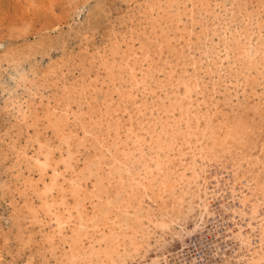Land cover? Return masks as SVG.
<instances>
[{"label": "rangeland", "instance_id": "374dc122", "mask_svg": "<svg viewBox=\"0 0 264 264\" xmlns=\"http://www.w3.org/2000/svg\"><path fill=\"white\" fill-rule=\"evenodd\" d=\"M161 1L163 2L156 10L158 0H0V264H64L60 262L62 250L69 247L66 243L62 246L60 235L53 237L55 222L41 212L39 195L28 180L38 178L29 158L39 156L40 152L50 147L53 157L59 158V134L53 129L50 118L53 120L55 117H63V131L68 133L72 130L76 132L77 138L83 134V130L92 127L90 117L92 122L93 119L97 120L96 109L103 102L104 95L112 92V96L117 97V90L121 87L118 86L120 72L112 68L114 71L111 74L107 66V58L111 55L116 41L131 38L139 51L148 50L153 54L157 51V42L166 35L176 38L184 36L177 43L172 40L171 46L165 45L162 56L172 59V63L180 64L178 72L182 74V69L186 71L183 77L190 78V85L193 84L194 77H198V87L190 94V103L195 106L192 110L200 116L208 107L214 126L218 127H214L213 133L216 146L196 167L200 176L199 183L207 186L208 196L214 191L213 185L218 184V187L214 199L209 202V198L200 190L199 195L203 202L198 198H194L195 202L192 199L193 211L189 214H178L175 217L176 222L168 228L156 227V218L153 217L148 222L150 242L155 244L157 239L160 241L159 245L156 244L157 247L154 245L153 250L160 256H166L169 264H179L177 258L182 255L193 256L196 261L203 258L208 264H245L244 261L237 262L231 257L237 245L225 241L227 227L233 226L231 215L240 206L237 200L230 198L225 199L222 204L219 195L226 196L221 191V180H226L224 177L228 178L229 184L231 181L237 182L238 189L244 188L238 186L240 178L244 183L247 180L252 190L253 186L256 185V188L264 180V173L259 166L252 167L255 156L263 158L260 152L262 147L264 151V51L260 49L255 56L252 51L249 58L239 48H247L254 41V45L264 42V11L257 16V5L249 3V0H192L195 4L198 2L197 5L186 4L182 8H186V12L181 11V18L186 23L180 24L179 30H176V24H169L167 21L176 20L171 14L175 10L176 1L173 0L174 7L171 9L164 0ZM149 4L154 7L153 12ZM167 11L171 13L167 14ZM229 16L235 21L229 19ZM256 19L258 24H255ZM241 20L247 23L244 24ZM159 22L163 30L159 29ZM245 28L247 29L244 30ZM149 29L153 31L150 32ZM188 29L193 32L189 47L186 32ZM233 29H236L235 35ZM250 30L254 32L253 39L246 41ZM174 46V52L169 54V49ZM228 47L229 50H226ZM177 53H181L180 59L175 57ZM159 94L164 96L162 91ZM142 99V96L138 98ZM128 106L132 109L129 104ZM66 111L70 116L69 124L64 119ZM195 121V117H192L191 123L194 124ZM203 121L200 118V125ZM48 123L51 126L48 127ZM133 125L136 127L135 123ZM141 133L139 131L140 135ZM71 143V150L74 151V140ZM110 143L111 140L106 144ZM202 144L208 147L211 140H203ZM93 149L96 147L91 139L86 143L85 149H79L75 154L72 160L74 162L71 161L72 170L81 171L90 159ZM110 160L105 159L104 162L109 163ZM72 170L65 173L66 178L70 177ZM44 178L48 180V176ZM62 180L60 177L59 183L67 190V181ZM94 181L90 177L84 188L91 190ZM105 188L101 195L103 202L114 193L113 185ZM244 189L247 193L246 187ZM196 190L194 187L193 191ZM253 192L254 197L259 198L260 194L256 190ZM60 193L58 187H55L49 200L59 204L64 199V206L71 208L75 204L73 197L67 191L63 194L64 198ZM127 202V205L134 206L129 199ZM203 203L208 204L205 213L197 205ZM148 204L150 199L146 200L144 206L147 207ZM64 206L59 205L58 214ZM247 209L246 207V211ZM86 211H92L88 201L85 202L84 212ZM263 216L264 205H260L258 213L250 220L251 229L245 221L236 219L242 223L245 234L250 236L252 243L258 239ZM142 222L147 223L145 219ZM70 230L66 226L62 233L70 234ZM86 244L88 245L87 241ZM216 247L217 252L214 253ZM152 256L154 253L147 255L142 264H147Z\"/></svg>", "mask_w": 264, "mask_h": 264}, {"label": "bare ground", "instance_id": "6f19581e", "mask_svg": "<svg viewBox=\"0 0 264 264\" xmlns=\"http://www.w3.org/2000/svg\"><path fill=\"white\" fill-rule=\"evenodd\" d=\"M154 1L157 2V0ZM175 1L177 4L175 5L174 12L171 13L167 11V14H173L176 20L171 19L167 21L169 24L174 22L177 30L180 24L185 25L186 23L181 18V11L186 8H182H184L186 4L194 6L195 2L192 0ZM197 1L201 2V0ZM162 2L163 1L158 0L156 10L159 9ZM164 2L170 9L174 7L173 0H164ZM248 2H253L257 5V9L255 8L257 16L263 13L264 0H249ZM197 3L195 5H197ZM149 8L153 12L154 7L150 5ZM229 19L232 18L229 16ZM153 21L158 22V20ZM234 21L235 20H233V22ZM246 23L244 22V24ZM160 24L159 22V29L163 30ZM255 24H258L257 19ZM152 26L151 24V27ZM224 28L226 29L225 26ZM246 29L247 28L244 30ZM149 30L151 32L152 29ZM188 30L189 31L186 32L189 38V47V44H191L190 36L193 32L191 29ZM234 30L236 29H233V31ZM229 31L231 30L229 29ZM233 33L235 35V31ZM248 33L246 41H251L254 32L250 30ZM224 34L225 32L223 35ZM243 36H245V34H243ZM180 38H184V36L176 38L166 35L163 39L161 38V41L157 42V51L153 54L149 53L148 50L139 51L131 38L121 39L120 42L116 41L117 43H114L115 46L111 55L107 54L110 55L107 58V66L111 74L114 71L112 68H116L120 72V77L118 79L120 84L118 86L121 87L117 90L116 98L112 96V92L104 95L103 102L96 109L97 120L93 119L92 122V117H90L89 122H91L92 127L89 130H83L81 136L75 138L77 136V134H75L76 132L74 133V131L70 130L68 133H65L63 131V117L61 119L55 117L53 120L50 118L51 124L53 123V129L59 134L57 145V147L60 146L59 158L55 159L53 157L51 147L45 148L44 151L40 152L39 156H30V164L38 173V178H28V180L33 186V190L39 195L38 197L41 200V205L39 207L41 208L42 214L55 222L53 228L55 235H53V237L60 235L59 240L62 246L66 243L69 247L66 250H62L60 262L64 264H142L147 255L150 253L153 255L154 253V256L150 258L147 264H169L166 256H160V254L153 250L154 245H159L160 241L157 239L155 244L150 242L151 236L148 222H151L154 217L156 218V227L158 226L160 229L168 228L170 224L176 222L175 217L178 216V214H189L193 211L192 199L198 198L203 202L202 196L199 195L200 190H203L202 192L206 198H209L208 202L214 199L218 184L212 186L214 191L208 196L207 186L204 187V184L199 183L200 176L196 167L197 163L204 161L207 153L216 146V137H213L215 123L213 122L212 115L208 112V107L200 116H198L197 112H193L192 110L195 106L193 103H190L192 98L190 94L194 88L198 87V77H194L193 84L190 85V78L186 79L187 77H183L186 71L182 69V74L178 72V68H181L180 64L176 61V63H172V59L168 60V58L166 59L162 56L164 54L163 48L165 45L171 46L172 40L177 43ZM232 40L234 39L232 38ZM254 42L252 45L251 43L249 46L246 45L248 46L247 48L239 47L242 51L241 53L249 57L252 51L254 52V56L260 49L263 52L264 42H258L255 45ZM229 47L226 50H229ZM174 50L175 46L169 49V54H172ZM175 57L180 59L181 53H179V55L177 53ZM193 64L195 65L196 63L194 62ZM161 91L164 92V96L159 94ZM141 96L143 99L138 100ZM201 97H203V95ZM149 98L150 100H147ZM24 104H26V102ZM128 104L132 109L128 108ZM197 106H199V104H197ZM48 110H50V108ZM51 110L54 109L51 107ZM197 110L199 111V109ZM18 113L20 112L18 111ZM64 114H66L64 119L68 122L70 116L67 111L64 112ZM124 117H126L125 121H123ZM192 117H195L196 120L194 124L191 123ZM200 118L204 120L201 125ZM23 119L22 117V120ZM74 119L76 120V118ZM126 122H128V125ZM134 123L136 127H134ZM51 124L49 125L48 123V127L51 126ZM81 125L83 128V123ZM66 129L68 130V128ZM97 129H99V132ZM100 131H103V133L101 134ZM139 131L142 132L141 135ZM77 133L79 132L77 131ZM91 139L96 149L91 151L92 155L90 159H88V161L86 160L87 162L85 166L83 165L84 168L82 167L83 169L81 168V171L76 172L72 170L71 161L75 154L79 149H85L86 143ZM208 139L211 140V145L206 147L202 142ZM71 140H74V151L71 150ZM109 140H111V143L106 144ZM39 141L41 142V140ZM36 143L38 144L39 142ZM262 148L260 152L263 154V158L260 159L259 156H255L252 167L259 166L260 170L264 173V151ZM187 158H189V161ZM105 159H111V162H104ZM238 165L240 166L241 162L240 164L238 163ZM48 168H50V173H48ZM70 170H72V173L70 177L66 178L65 173L68 171L70 172ZM46 175L48 176V180L44 178L47 177ZM60 177L63 178L62 181H67V190L63 188L65 186L59 183ZM90 177L95 179L92 184L93 188H91V190H86L84 186ZM214 177L217 178V176ZM25 178L26 177H24V180ZM224 178H226V180H221L223 184L221 191L225 192L226 196L222 194L219 195L222 204H224L223 202H225V199L230 198L233 201L237 200L240 206L237 212L231 215L233 226L227 227L228 230L227 233H225V241L228 240L232 244L237 245L231 257L236 259L237 262L244 261L243 263L245 264H264V216L262 217L263 223L260 233H258V239H255L253 243L250 236L245 234L246 230L242 226V223L236 220L240 219L245 221L249 227L251 226L250 220L258 213V207L264 205V180L259 183L256 188V185L253 186V190H256L260 194L259 198H255V194L247 180L245 183L242 182L243 180L241 178L238 181V186L246 187L248 191L246 193L244 188L238 189L239 187L236 186L237 182L232 183L231 181V184H229L228 178ZM217 180L220 182L219 178H217ZM107 185L114 186V193L103 202L101 195ZM55 187H58L62 197L66 191L73 197L75 204L71 208L65 207L66 204L63 203L64 199H61L59 204L49 200V197H52L51 195ZM194 187L197 189L196 191H193ZM235 196H237V199ZM128 199L130 202L134 203V206L130 204L127 205L129 203L127 202ZM148 199H150V204L146 207L144 203ZM168 199L170 202H168ZM86 201H88L91 206V213L87 211L84 212ZM59 205L65 206L64 208L62 207L63 210L58 214ZM197 205L202 208L203 213L207 212L208 204L203 203V205ZM246 207L248 211H246ZM130 208L132 210H129ZM29 209H31L30 205ZM72 210H74L75 213ZM226 215H228V213ZM144 219L147 221L146 224L142 222ZM227 219H229V217H227ZM72 223L73 226H70ZM66 226L71 229L70 234L67 235L62 233ZM216 252L217 247L214 250V253ZM56 255L58 256V254ZM224 255L227 258V255ZM177 260L179 264H200V262L202 264H208L203 258L201 261H196L193 256L183 257L182 255L179 256ZM223 261H225V259H223Z\"/></svg>", "mask_w": 264, "mask_h": 264}]
</instances>
